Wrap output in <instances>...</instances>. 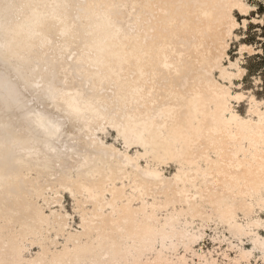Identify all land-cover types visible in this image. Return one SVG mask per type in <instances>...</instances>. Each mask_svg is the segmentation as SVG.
Returning a JSON list of instances; mask_svg holds the SVG:
<instances>
[{
    "label": "bare ground",
    "instance_id": "bare-ground-1",
    "mask_svg": "<svg viewBox=\"0 0 264 264\" xmlns=\"http://www.w3.org/2000/svg\"><path fill=\"white\" fill-rule=\"evenodd\" d=\"M249 1L0 0V264H182L213 217L264 264L236 220L264 206V100L232 106Z\"/></svg>",
    "mask_w": 264,
    "mask_h": 264
},
{
    "label": "rangeland",
    "instance_id": "rangeland-1",
    "mask_svg": "<svg viewBox=\"0 0 264 264\" xmlns=\"http://www.w3.org/2000/svg\"><path fill=\"white\" fill-rule=\"evenodd\" d=\"M248 5L250 6V16L243 18L238 11L235 13V19L239 23V28L235 31L237 37H234L231 40L228 49L229 58L233 62L236 58L240 57L238 53L241 44L251 46L255 50L253 54L245 53L242 56L241 66L245 71V76L241 79L235 80V87L232 89L233 91L236 90L237 92L244 93L245 96V99L241 102L232 104V106H234V112H236L240 118L248 116V97L250 95H253L258 101L264 100V0H251L248 2ZM244 19L246 20V26L243 24ZM223 63H225V66L228 65L227 60ZM217 76L218 74H216V77ZM106 137L107 141L113 142L118 147H121L111 131L107 132ZM144 164V160H141V165ZM178 167L179 164L170 163L163 167V173L167 176H172L178 171ZM70 196L69 191L65 190L62 193L60 202L65 213L69 215V229L78 231L82 224V219L86 214L77 209L79 204H76ZM184 206L185 205H183V207ZM263 207L260 210L255 208L256 212H254L250 218L246 219L241 213L236 217L240 227L248 233V237H255L256 235L258 238L264 237V227L262 226L264 225ZM178 208V205H176L175 209L172 206H169L167 210L160 213V220H164L165 215H169L170 212L174 210L178 212ZM184 208L188 209L187 206ZM180 219V223L183 224V226H186L183 218L181 217ZM251 219L259 220V223L262 225L258 226L256 229V227L251 225ZM190 222L191 220L189 219L188 224L191 227L190 229H193V232L198 234V237L192 248V252L186 253V261L182 264H198L199 259L204 262L203 264H235L236 261L241 264H262L259 253L255 250H251V255L247 253V258L242 259L241 252H247L251 248L249 239L244 237V240L240 241L239 238L232 237L226 224L220 223L216 217H213L212 221H208L209 223H200L199 221ZM199 233L202 234V237L199 236ZM243 247L245 250L241 251V248ZM37 254L38 248L34 249L33 247L25 252L28 259L35 257ZM196 255H199L200 257ZM170 257L174 262H179L177 256L174 254H170ZM181 258H183V256H181Z\"/></svg>",
    "mask_w": 264,
    "mask_h": 264
}]
</instances>
